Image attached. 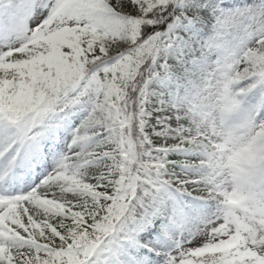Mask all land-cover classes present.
Masks as SVG:
<instances>
[{"label":"snow or ice","instance_id":"1","mask_svg":"<svg viewBox=\"0 0 264 264\" xmlns=\"http://www.w3.org/2000/svg\"><path fill=\"white\" fill-rule=\"evenodd\" d=\"M0 264H264V0H0Z\"/></svg>","mask_w":264,"mask_h":264}]
</instances>
